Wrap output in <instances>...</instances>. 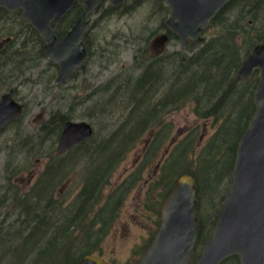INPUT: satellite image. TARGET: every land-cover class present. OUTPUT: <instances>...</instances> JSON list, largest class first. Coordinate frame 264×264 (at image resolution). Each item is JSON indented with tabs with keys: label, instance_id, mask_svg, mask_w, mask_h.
Returning <instances> with one entry per match:
<instances>
[{
	"label": "trees",
	"instance_id": "obj_1",
	"mask_svg": "<svg viewBox=\"0 0 264 264\" xmlns=\"http://www.w3.org/2000/svg\"><path fill=\"white\" fill-rule=\"evenodd\" d=\"M234 1L230 5L234 10H244L242 17L232 16L226 21H216L215 25L219 27L216 34L210 39H206L195 51L189 52L185 49H179L164 51L159 56L150 55L147 61L143 60L135 64L136 74L127 73L119 80L110 79L100 85L97 97H95L96 91L84 95L82 98H79L78 95H70L69 97V93L65 89L64 96L62 95L61 99H56L57 102H62L67 108L72 105V102H75L82 103L87 107V110L94 111L100 106L104 110L103 104L114 103L112 100H114L115 94L116 98H120L121 91L129 93L126 95L127 115L117 127V129L127 127L129 130L128 133L123 132L125 134L122 135L125 137L124 139H117L113 135L114 132H111L109 135L111 139H102L100 143H97V139L95 141L93 139V133L89 138L69 150L67 155L58 156L52 145L56 142V137L64 122L73 120L74 116L71 114L63 113L60 108L52 110L49 118L42 123L40 130L35 135L36 137L25 135V133L23 139H18V136H22L19 133L20 129H18L21 126L19 121L22 120L26 108L18 119L7 125V130L11 129L12 131V139H14L16 146L15 150H10L11 152L17 154L20 151H26L27 156L41 157L44 143L50 142L52 149L47 150V152L53 150L55 154L49 158L45 169L33 181L27 194L19 195L17 188H12L11 183L10 191L8 192V187V190L3 191L0 197V209L10 204H16L19 211L17 218H15V222H19L17 226H12L13 222L8 221L7 224L10 228L5 230L0 227V233L8 232L9 242L12 241L13 244L15 242V246L10 247L9 253L5 255V257H10L13 260L9 264H20V258L28 259L29 264H74L86 254L101 256V251L97 248L99 240L105 234L108 222L112 218L111 214L122 200V193L125 190V186H123L120 194L121 188L116 189L103 204L99 205L103 193L102 188L109 181L110 170L116 166L121 156L118 157L117 155L126 152V149L137 140L136 138L150 127L157 130V134L152 139V147L155 148L156 143L162 142L164 133L171 131V124L166 123L162 115L190 103H193L197 115L205 119L211 118L217 124L215 132L209 138L197 161L196 159H188L190 147L192 152L194 150L191 145L193 137L186 135L182 150H180V144L175 145L178 143L176 142L168 161L161 164L159 177L155 183L163 189L162 199L164 200L180 175L190 174L195 178L199 229L192 251L191 263L197 259L217 220L222 196L230 182V171L234 162L238 139L254 108L252 93L257 82L256 74L242 81H237L235 72L246 53L255 44L264 41V26H262L263 28L258 27V21H256L258 14L255 12L253 15L255 21L252 25H248L245 19L247 6L252 0H238L236 5ZM156 2L159 3L158 7H161L159 10L163 17L166 16L169 13L168 7L163 6L162 0H156ZM235 6L236 8H234ZM229 7L228 5L224 12H227ZM133 11L127 9L125 5L120 8L109 5L94 19L95 28L91 25L83 36L87 50L86 60L92 53L91 50L95 42L98 41L100 44L105 39L107 30L103 25L98 27V22L104 17H121ZM3 17L7 16L0 15V18ZM68 17L58 28V36H62L65 29L70 26L72 20H68ZM17 24H21L18 23V16H10V24L6 27L9 35L16 33L14 27L17 28ZM22 27L26 29V31L22 29L23 33L26 34L25 39L23 40L22 37L20 41H11L0 52V74L5 72L13 74V71L24 73L25 69L38 67L45 58L42 51L41 36L29 25ZM169 34L172 44L178 43L177 36L170 32ZM30 36L35 37L38 41L33 39L35 43L32 46H28L32 44L27 41ZM14 42L18 44L15 45ZM101 51L97 54L104 57V54L101 55ZM47 65L49 67L47 85L48 92H50L52 85L49 84L55 80L58 68L51 61H48ZM166 66L169 67L168 71H166ZM76 74L77 72L73 78ZM39 78L38 80L42 82V76ZM61 86L54 81L53 87ZM131 86L132 88H129ZM236 100L237 104L234 105ZM239 106L241 107L239 108L242 113L241 116H237L236 109ZM52 123L54 126L56 124L55 129L51 127ZM226 125L229 126L224 128ZM229 135H232V139H226ZM231 146L232 151L230 152L229 147ZM81 155L84 157V165L78 171L81 185L72 200L64 206L62 201L55 196V189L62 180V176H65L64 171L69 170L70 167H75ZM227 162H229L227 170L223 172L222 169L219 172ZM196 163L197 165H195ZM16 166L14 161L8 163L6 167L7 180L21 172L22 169ZM214 180L216 186L209 190L208 194L207 185H204L201 190L199 185L201 181L213 183ZM215 189L218 195L214 197L213 191ZM200 192L201 196L199 195ZM4 199L10 201H4ZM216 199L218 200L216 201ZM210 202L216 205L218 203V205L215 207L213 215L208 219L204 217V211L201 213V209L203 206L207 207ZM159 210L160 208L156 210L157 226L160 216ZM2 214L5 213L0 212V216ZM35 219L39 222L33 224ZM40 229L45 230L42 232ZM40 231L46 234L47 240L44 247L47 249L31 256H19L17 254L12 256L14 248L24 247L21 238L17 237L22 236L23 241L28 244L26 247H29L35 237L41 236ZM151 237L143 245V250ZM35 248L38 247H32V249ZM221 264L240 263L238 257L234 255L225 259Z\"/></svg>",
	"mask_w": 264,
	"mask_h": 264
},
{
	"label": "rangeland",
	"instance_id": "obj_2",
	"mask_svg": "<svg viewBox=\"0 0 264 264\" xmlns=\"http://www.w3.org/2000/svg\"><path fill=\"white\" fill-rule=\"evenodd\" d=\"M158 4L156 0H144L141 7L131 13L121 17H104L105 19L103 18V20H100L98 22V27L103 25L107 30L105 39L100 43L102 48L98 41L95 42L91 50L92 53L89 54L84 66L65 86L53 87V80L52 83L49 84L52 85V90L48 92V58H44L41 64L35 69H25L23 79H21L23 82L18 88V94L20 95L19 97L22 98V103L26 102L29 104L28 108L23 113L22 120L19 121L23 127L22 136L27 134L35 136L40 130L42 123L49 118L50 112L56 108H60L63 113H69L74 116L73 120H86L90 122L94 128L93 139L94 141L97 139V143H100L102 139H111L109 136L111 132H114L113 135L117 139H124L125 137H122V135H125L123 132L128 133L129 130H127V127H120L119 129H117V127H119L127 115L128 105L126 102V95L129 93L127 94L125 91L120 92V98L123 101H120L121 99L119 97L116 98L115 94L113 96L114 100H112L114 103H107V105L103 104L104 110L103 108L101 109L100 106L94 109V111L87 110L84 104L75 102H72V105L67 108L62 102H57L56 99H61V96H64L65 89L66 92L69 93V97L70 95H78L79 98H82L84 95H88L94 91H96L95 97H97V93L99 92L98 87L108 80H119L127 73H130V75L136 74L135 64L139 61H147L150 58L151 54L148 50V43L154 35L163 29V14L160 12L159 9H161V7H158ZM236 4L237 3H235V5ZM234 8H236V6ZM98 15L100 14L90 18L89 27L92 25L95 28L96 22L93 24V21ZM71 17L72 15L68 17V20ZM249 19L250 17L246 19L247 23ZM217 29H219V27L216 25L212 28L210 27L203 32V35H205L206 39H210L216 34ZM179 49H181L180 42L178 41V43L172 44L171 41L165 51ZM100 50H102L101 55L104 54V57L98 56L97 53ZM168 68L169 67L166 66V71H168ZM13 73H17V71H13ZM40 76H42V82L38 80ZM129 88H132V86ZM237 100L234 105L237 104ZM239 108L241 107L239 106L236 109L238 113L237 116L242 115ZM41 109L43 111L40 118L38 121H33ZM162 117L166 123L171 124V131L164 133L162 142L156 143L157 146L153 148L152 139L153 136L157 134L156 128L150 127L144 131L136 138L137 140L134 144L126 149V152L117 155L118 157L121 156L116 166L110 170L108 183L102 188L103 193L99 205L103 204L108 196L112 195L116 189L121 188V194L122 187L125 186V190H123L122 193V200L117 204L113 214H111L112 218L108 222L105 234L100 238L99 246L97 247L100 249L99 251H101L100 257L111 264H129L135 258L139 257L144 251L142 248L143 245H145L152 233L155 232L157 228L156 210L160 208L163 202V189L159 188L155 182L159 177L161 164L168 161L174 146L180 144V150H182L184 148L183 140L186 135L193 137L194 139L191 145L194 147V150L192 152L190 147L188 150V159H196L197 161L209 138L214 134L215 127L217 126L211 118L205 119L197 115L194 111L193 103L185 104L168 114L165 113ZM94 122H96V124H94ZM228 126L229 125H226L224 128ZM51 127L54 128V124H52ZM21 139L23 138L21 137ZM226 139H232V135L227 136ZM56 145L57 142L52 145L55 153ZM43 148L44 150L41 157L27 156L26 151H20L16 154L10 151L16 149L14 139H12L11 129H8V131L0 137V197L3 191L8 190V187V192L10 191L11 183L12 188H17L16 190L19 195L29 192V187L45 169L49 158L55 156L53 150L47 152V150L52 149L50 142L44 143ZM229 149L231 152L232 146L229 147ZM83 158L84 157L81 155L75 167H70L69 170L64 171L67 177L65 178V176H62V180L55 189V196L58 200L62 201L64 206L72 200L81 185L78 171L81 169L82 165H84ZM11 161H14L17 164L16 167L22 170L20 173L12 176V179L7 180L6 167ZM195 165H197V163ZM228 165L229 162L225 163L219 172H221L222 169L223 172H225ZM211 183L212 182L204 183L201 181L199 184L201 190L204 185H207L208 194V191L216 186L215 180L212 184ZM201 192L199 193L200 196ZM213 193L214 197L218 195L216 189ZM8 200L9 199H4V201ZM217 200L218 199H216V201ZM40 203L42 204L41 201ZM217 205L210 202L207 204V207H202L201 213L204 211V217L209 219L210 216L213 215ZM0 212L5 213L1 216H8L4 219H6L7 222H13L12 226L18 225L19 222H15V218H17L19 212L16 208V204L5 206L0 209ZM38 219L40 220V218ZM39 220L37 221L35 219L36 222L34 221L33 224L38 223ZM8 228H10V226H8ZM40 230L44 232L45 229ZM41 231L39 232L41 236L35 237L32 243L29 244L30 248L39 247L42 250L47 249L44 247L47 237L46 234H43ZM12 244L13 242L11 241L1 245L0 255L2 256H0V259L9 251L10 247L15 246V242L13 245ZM26 246L27 245H24V247ZM14 255H16L15 251H13L12 256Z\"/></svg>",
	"mask_w": 264,
	"mask_h": 264
},
{
	"label": "water",
	"instance_id": "obj_3",
	"mask_svg": "<svg viewBox=\"0 0 264 264\" xmlns=\"http://www.w3.org/2000/svg\"><path fill=\"white\" fill-rule=\"evenodd\" d=\"M78 0H0L9 11L22 9L21 18L30 23L44 40V54L58 67L55 83L65 86L82 68L86 58L83 36L90 14L97 15L108 0H82L79 16L58 40L57 26ZM230 0H163L170 7L165 20L167 31L151 39L150 51L159 55L167 47L169 34L177 36L182 49L196 50L205 41L217 12ZM113 6L126 0H110ZM9 39L0 43V48ZM257 73L252 93L254 110L238 139L231 169V182L222 197L214 228L191 263L199 229L197 186L190 174L180 175L164 199L160 221L139 257L129 264H221L237 256L240 264H264V41L253 46L236 70L242 80ZM22 104L12 91L0 97V129L20 116ZM41 115L34 118L38 121ZM94 132L86 120H66L57 142V152L65 153ZM74 264H110L86 254Z\"/></svg>",
	"mask_w": 264,
	"mask_h": 264
},
{
	"label": "flooded vegetation",
	"instance_id": "obj_4",
	"mask_svg": "<svg viewBox=\"0 0 264 264\" xmlns=\"http://www.w3.org/2000/svg\"><path fill=\"white\" fill-rule=\"evenodd\" d=\"M143 1L144 0H126V2H124V3H122V4H119V5H117V6H113L112 4H111V2H110V0H108V1H106L105 2V4H104V6H103V8L97 13V14H100L105 8H107V6H112V7H117V8H120L122 5H125V6H127V9H129V10H137V9H139L140 7H141V5H142V3H143ZM233 1L234 0H230L228 3H226L218 12H217V14L215 15V17L212 19V24H211V26L210 27H212V26H214L215 25V23H216V21H226L228 18H231L232 16H235V17H239V16H241L242 17V15H243V13H244V10H234V9H232V6L230 5L231 3H233ZM237 1L238 0H235L234 1V3H237ZM162 3H163V6H166V7H168V9H169V13L166 15V16H164L163 18V21H162V26H163V29L159 32V33H163V32H166L167 31V27H166V25H165V20L167 19V17L169 16V14H170V7L166 4V3H164L163 2V0H162ZM230 6L229 7V10L227 11V12H224L225 11V9H226V7L227 6ZM84 5H83V2H82V0H78L77 1V3H76V5H74L66 14H65V16L60 20V22L58 23V26H57V30H56V32H57V37H58V40H60L62 37H63V35L66 33V31L72 26V24L74 23V21L76 20V18L79 16V14H80V10H81V8L83 7ZM264 0H252L250 3H249V6H247V8L248 9H246L247 10V12H246V15H247V17L245 18V19H247V18H249L250 17V19L248 20V25L250 24H253V22L255 21V19H254V17H253V15H255V12L258 14V15H256L258 18H257V20L256 21H258V27H260V28H263L262 26H264ZM21 12H22V9L21 8H18V9H16V10H14V11H9L6 7H4L3 5H0V15H5V16H7V17H3V18H0V43L2 42V41H4L5 39H9V40H7L3 45H2V47L0 48V52H2V50L7 46V44L8 43H10L11 41L13 42V41H20L19 39H21L22 37H23V40L25 39V36H26V34H25V32L23 33V30L24 31H26V29L25 28H23L22 26H26V25H29L33 30H35L40 36H41V34L30 24V23H24V21H23V19L21 18ZM260 14V15H259ZM8 15H10V16H14V15H17L18 16V23H21L20 25H18L17 24V28H15L14 27V32H16V33H11L10 35L7 33V29H6V27H7V25L8 24H10V16H8ZM72 15V17L69 19V20H72V22H71V24H70V26L68 27V28H66L65 29V31L63 32V34H62V36H58V28L60 27V25H61V23L63 22V21H65L66 19H67V17L68 16H71ZM92 16H96V15H94V14H90L89 16H88V19H89V25H90V18L92 17ZM89 25H88V27H89ZM164 27H165V29H164ZM209 27H207L206 29H208ZM23 29V30H22ZM205 29V30H206ZM204 30V31H205ZM21 32V33H20ZM159 33H157V34H159ZM85 34V33H84ZM156 34V35H157ZM168 34H169V32H168ZM156 35H154V36H156ZM153 36V37H154ZM152 37V38H153ZM204 37H205V35H204ZM41 38H42V36H41ZM151 38V39H152ZM36 41V39H35V37H29V39H27V41L29 42V43H32V44H30V45H28V46H32L35 42H34V40ZM151 39H150V41H149V43H148V50H149V52H150V54L151 55H153V56H159V55H161V54H163L164 53V51L166 50V48L169 46V44H170V42H171V40H170V34H169V40H168V42H167V47L164 49V51L162 52V53H160L159 55H155V54H153L151 51H150V48H149V44H150V42H151ZM179 40V39H178ZM205 41H206V37H205ZM204 41V42H205ZM36 42H38V41H36ZM203 42V43H204ZM15 43V45H17L18 43H16V42H14ZM83 43H84V40H83ZM44 40H43V38H42V51H43V46H44ZM258 44V43H257ZM85 45V44H84ZM256 45V44H255ZM181 47V46H180ZM200 47V46H199ZM198 47V48H199ZM86 48V47H85ZM253 48V47H252ZM251 48V49H252ZM182 49V48H181ZM250 49V50H251ZM186 50V49H185ZM249 50V51H250ZM188 51V50H187ZM195 51V50H194ZM248 51V52H249ZM190 52V51H189ZM247 52V53H248ZM246 53V54H247ZM43 54H44V51H43ZM44 56H45V58H48L45 54H44ZM86 56H87V50H86ZM245 57V56H244ZM243 57V58H244ZM242 58V59H243ZM49 59V58H48ZM242 59H241V61H242ZM85 60H86V58H85ZM50 61V60H49ZM240 61V62H241ZM53 63V62H52ZM80 70V69H79ZM78 70V71H79ZM237 70V69H236ZM77 71V72H78ZM236 73V72H235ZM254 74H256V77H257V73H256V71L254 72ZM23 75H24V73H13V74H11V73H2V74H0V97L2 96V95H4V94H6V93H8L9 91H12V98L16 101V102H19V103H21L22 104V113H23V111H24V109L26 108H28V106H29V104H27L26 102H23L22 103V98H20L19 96V94H18V88H19V86L22 84V82L23 81H21V79H23ZM253 76V75H252ZM56 77V76H55ZM235 77H236V75H235ZM247 79V78H246ZM237 80V79H236ZM242 80H244V79H242ZM242 80H237V81H242ZM11 83V84H10ZM257 83V82H256ZM256 86V85H255ZM255 88V87H254ZM254 105V104H253ZM253 110H254V108H253ZM42 109H41V111L35 116V118L36 117H38L39 115H41L42 114ZM253 112V111H252ZM22 113L20 114V116L22 115ZM44 113V112H43ZM252 114V113H251ZM20 116H18L17 118H15V119H13L12 121H14V120H16V119H18ZM250 117V116H249ZM249 119V118H248ZM12 121H10L9 123H11ZM33 121H34V119H33ZM247 122H248V120H247ZM9 123H7L3 128H1L0 129V137L6 132V131H8L7 130V125L9 124ZM52 124H54V123H52ZM247 125V124H246ZM55 126H56V124H55ZM55 126H54V128H55ZM246 127V126H245ZM53 128V129H54ZM18 129H20L19 130V133L21 134V135H23L22 134V131H23V127H22V124H21V126H20V128H18ZM17 129V130H18ZM61 129H62V127H61ZM61 129H60V131H59V134L57 135V137H56V139H57V141L56 142H58V139H59V135H60V132H61ZM244 131V130H243ZM243 133V132H242ZM241 136V135H240ZM23 138V136H18V139H20V138ZM240 138V137H239ZM57 146V145H56ZM56 150V154L58 155V156H64V155H67V152H69V151H67V152H65V153H58L57 152V149H55ZM235 158V157H234ZM233 166V165H232ZM232 169V168H231ZM230 182H231V171H230ZM230 182H229V185H230ZM65 184V183H64ZM64 184H63V186H64ZM228 185V186H229ZM228 188V187H227ZM227 190V189H226ZM225 193V192H224ZM224 195V194H223ZM223 197V196H222ZM166 198V197H165ZM164 201V200H163ZM163 203V202H162ZM162 203H161V206H162ZM161 206H160V210H161ZM160 210H159V212H160ZM219 212V211H218ZM160 217H161V214H160V216H159V221H160ZM5 217H1L0 216V227H2V228H4L5 230H7V228H8V224H7V221H6V219H4ZM154 233V232H153ZM153 233H152V235H153ZM151 235V236H152ZM17 238H21V240H22V244H24V245H28L27 243H25V242H23V240H24V238L22 237V236H20V237H17ZM10 241V238H9V234H8V232H1L0 233V244H7L8 242ZM21 243V242H20ZM22 244H20V245H22ZM19 245V246H20ZM1 246V245H0ZM0 248H2V247H0ZM14 251H15V253L17 254V255H19V256H31V255H34L35 253H37V254H39V253H41L43 250L42 249H40L39 247L38 248H35V249H32V248H29V247H18V248H14ZM9 253V251H7V253H5L4 255H3V259H1L0 260V264H9L10 262L12 263V259H10V258H7V257H5V255H7ZM36 254V255H37ZM100 257V256H99ZM239 260V259H238ZM22 261V262H21ZM19 262H20V264H28L29 263V261H28V259H24V258H20L19 259ZM240 263V262H239ZM111 264V263H110Z\"/></svg>",
	"mask_w": 264,
	"mask_h": 264
}]
</instances>
